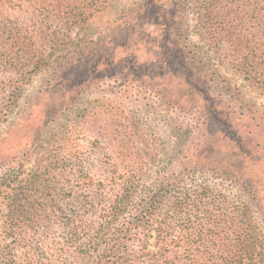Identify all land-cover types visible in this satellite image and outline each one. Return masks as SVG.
<instances>
[{
    "label": "rangeland",
    "instance_id": "1",
    "mask_svg": "<svg viewBox=\"0 0 264 264\" xmlns=\"http://www.w3.org/2000/svg\"><path fill=\"white\" fill-rule=\"evenodd\" d=\"M137 1H1L0 59L7 51L16 57L10 32H19L22 38L25 36V47L30 46L32 52L42 56L33 60L41 57L43 67L30 74L31 79L19 90L18 96L11 99L6 91L8 76L18 74L0 63V130L6 125L4 120L8 115L14 117L39 98L50 83L64 78L71 88L70 105L47 123L43 140L29 153L21 176L26 177L34 167L56 153L55 149L63 144V132L69 140L68 149L79 150L78 156L88 159L95 170L98 162L105 158L101 146L119 145L122 150L128 147L131 154L117 151L113 156L141 166L144 173L138 183V195L129 202L126 214L140 205H144L143 209L149 208L152 192L165 183L170 191L164 202L156 198V206L160 207L158 220L166 215L173 200L184 201L186 218L175 223V234L181 236V240L187 236L190 214L200 226L210 228L211 237L216 240L227 237L231 241L236 237L234 230L248 228L253 222L250 234L255 242L254 264H264V222L259 211L263 198L261 184L246 177V158L240 156L236 141L227 136L230 127L241 138L249 140L251 128L264 140V94L253 78L260 69L255 65L256 69L248 73L236 59L250 50L261 55L264 38L260 30L264 24H260L256 36L249 33L256 31L253 24L244 28L249 35L246 46L233 40L215 43L202 28L208 16L202 7L205 0L179 1L178 24L188 40L184 50L195 59L193 63L202 73L200 81L205 95L216 94L221 100L217 112L204 114L199 107L200 96L191 99L194 94L191 92L196 93L201 88L200 83H185L187 76L183 75L178 53L169 49L166 35L152 21L151 15L137 16ZM173 1L165 0L163 4L170 7L167 3ZM226 1L241 4L247 0ZM249 2L251 5L256 0ZM162 12L165 17L177 19L174 11ZM39 27H43L44 32ZM29 36L33 37V42ZM102 38H106L105 48L91 54L79 68L75 61L71 63L76 48H89ZM260 60L263 67L264 57ZM66 67L68 71L61 74ZM223 116L227 118L220 119ZM251 146L258 148L255 142ZM196 148L201 155L198 168H205L202 171L185 163L187 152H194ZM112 149L114 151V147ZM243 150L247 154L246 146ZM257 168L260 175L257 180L264 183V162H258ZM63 176V182L71 177L68 173ZM192 192L193 196L187 195ZM207 195L215 197L219 203L223 200V208L209 209ZM8 200L0 198V226L6 219ZM189 202H196L198 206H190ZM207 210L214 220L220 218L219 212L224 213L215 227L208 225ZM220 225L223 228H219ZM154 245L155 237H151L150 249H154Z\"/></svg>",
    "mask_w": 264,
    "mask_h": 264
},
{
    "label": "trees",
    "instance_id": "2",
    "mask_svg": "<svg viewBox=\"0 0 264 264\" xmlns=\"http://www.w3.org/2000/svg\"><path fill=\"white\" fill-rule=\"evenodd\" d=\"M179 1L167 3L170 7H166L163 4L165 0H138L137 16L151 15L152 21L162 28L169 41V49L178 53L179 63L184 69L183 75L187 76L184 78L185 83H200L198 87L201 88L196 93L191 92L194 93L191 99L200 96L199 107L204 114L217 112L221 106L219 96L205 95L206 90L200 81L202 73L194 65L195 59L184 50L188 40L178 24ZM202 5L208 14L207 24L202 26L203 32L215 43L233 40L241 45L245 43L246 46L249 35L246 34L248 29L244 28L249 23L253 24L256 31L249 33L256 36L258 27L264 24V0H256L251 5L249 0L241 4L226 0H205ZM162 11H174L177 19L165 17ZM201 22L205 23L204 20ZM263 27L260 33L264 38ZM42 28L39 27V30L44 32ZM118 31L120 29L114 31L113 35ZM12 34L14 42L11 47L16 51V57L7 51L0 63L16 70L18 74H10L6 84L9 98L14 99L31 79L29 75L42 69L43 62L39 60L41 55L32 52L34 50L30 46L25 47V36L22 38L19 32H10ZM29 38L33 42V37ZM105 40L102 38L89 48H76L71 63L75 61L74 64L81 67L91 54L107 46ZM260 47L263 49L260 50L261 55L256 50H250L242 52V56L238 55L236 59L248 73L258 65L260 70H256L257 74L253 78L255 85L264 94V66H261L260 60L264 57V46ZM36 56L41 57L35 61L33 58ZM68 69L66 67L61 74ZM46 88L39 98L14 117L10 118L5 113L6 125L0 130V198L9 199L6 219L0 226V264H254L255 242L250 234L253 222L248 228L234 230L236 237L231 241L227 237L216 240L211 237L210 228L200 226L190 214L191 224L186 228H189L187 236L181 240V236L175 234V223H181L186 218L183 212L184 201L181 200H173L166 215L158 220L160 207L156 206V198L164 202L170 191L165 183L152 192L149 208L143 209L141 206L144 205H140L130 209L129 215L126 214L129 202L138 195V183L144 173L141 166L113 156L112 153L117 151L131 154L128 147L122 150L119 145L101 146L105 158L98 162L95 170L88 159L78 156L79 150L75 152L68 149L69 140L63 132V144L60 143L55 149L56 153L44 159V163H39L22 178L26 158L43 140L47 123L65 112L70 105L71 88L67 87L64 78L50 83ZM226 118L223 116L220 119ZM228 129L227 136L234 143L236 141L240 156L246 158V177L261 184L263 198L259 211L264 222V183L257 180L260 176L258 162H264V140L261 134L257 135L251 128L248 131L249 140L241 138L235 129ZM254 142L258 147L256 150L251 146ZM99 145H102L101 142ZM245 146L247 154L243 150ZM111 147H114V151ZM194 150L187 152L185 163L198 168L201 155L197 148ZM198 169L202 171L205 168ZM64 173L71 176L65 180L66 183L61 180ZM191 194L194 193L187 195L193 196ZM207 199L209 209L223 208V200L219 203L209 195ZM188 205L198 206L196 202H189ZM219 213L220 218L214 220L207 210L205 216L210 220L208 225L215 227L216 223L221 222L224 213ZM123 217L124 221L121 220ZM202 223L205 224L203 220ZM219 228L223 227L220 225ZM247 236L250 238L246 239ZM151 237H155L154 249L149 247Z\"/></svg>",
    "mask_w": 264,
    "mask_h": 264
}]
</instances>
